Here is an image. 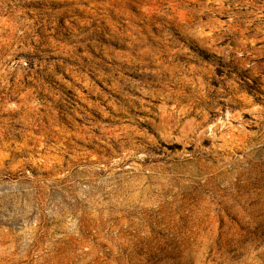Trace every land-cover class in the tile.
Wrapping results in <instances>:
<instances>
[{"label":"rangeland","instance_id":"374dc122","mask_svg":"<svg viewBox=\"0 0 264 264\" xmlns=\"http://www.w3.org/2000/svg\"><path fill=\"white\" fill-rule=\"evenodd\" d=\"M0 264H264V0H0Z\"/></svg>","mask_w":264,"mask_h":264},{"label":"bare ground","instance_id":"6f19581e","mask_svg":"<svg viewBox=\"0 0 264 264\" xmlns=\"http://www.w3.org/2000/svg\"><path fill=\"white\" fill-rule=\"evenodd\" d=\"M29 1H31V0H29ZM12 6H13V5H12ZM1 7H2V6H1ZM16 7H17V6H16ZM14 9H15V8H14ZM2 10H3V9H2ZM16 10H17V9H16ZM16 10H15V11H16ZM19 10H20V9H19ZM22 13H23V12H22ZM20 14H21V13H20ZM1 15H2V14H1ZM23 16H24V14H23ZM8 18H9V17H8ZM35 18H36V17H35ZM38 19H39V18H38ZM38 19H37V20H38ZM40 20H41V19H40ZM3 23H4V22H3ZM5 23H6V22H5ZM5 23H4V24H5ZM12 23H13V22H12ZM27 23H28V22H27ZM38 23H39V21H38ZM6 26H8V25H6ZM12 26H13V25H12ZM17 26H18V25H17ZM4 28H5V27H4ZM30 28H31V27H30ZM16 30H17V29H16ZM25 30H26V29H25ZM36 30H37V29H36ZM1 31H2V30H1ZM6 31H7V30H6ZM37 31H38V30H37ZM4 32H5V31H4ZM9 32H10V30H9ZM24 33H25V32H24ZM14 34H15V33H14ZM9 37H10V36H9ZM12 38H13V37H12Z\"/></svg>","mask_w":264,"mask_h":264}]
</instances>
